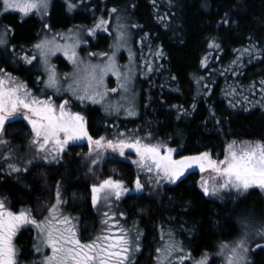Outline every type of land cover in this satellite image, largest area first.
I'll use <instances>...</instances> for the list:
<instances>
[{
    "label": "snow or ice",
    "instance_id": "snow-or-ice-1",
    "mask_svg": "<svg viewBox=\"0 0 264 264\" xmlns=\"http://www.w3.org/2000/svg\"><path fill=\"white\" fill-rule=\"evenodd\" d=\"M168 3L171 7L172 0H168ZM83 4L84 0H66L69 12ZM50 6L51 0H0V8L5 13L18 11L25 16L35 13L41 19L48 15ZM203 6L207 7V4ZM119 12L120 9L113 7L108 10V19L97 17L92 27L74 26L67 33H56L51 38L45 36L32 45V51H26L23 45L17 51V46L11 43V28L0 29V165H3L0 172L7 175L29 172L37 166L34 163L37 160L50 158V162H59L70 146L87 141L89 173H93L95 165L107 151L125 157L126 150H130V154L134 153L136 157L132 163L138 172L146 174V182L152 187L183 182L190 169L198 168L201 173L209 174L208 178L201 176L198 181L200 194L204 198L223 199L225 195L241 198L251 189L264 191V141L232 140L226 143L217 158H214L213 152L206 150L177 159L175 154L178 150L154 137L151 131L143 136L117 132L113 138H93L89 134L86 117L82 114V110L89 105L101 106L107 115H119L121 112L130 117L137 115L131 67L134 54L129 49L130 64L123 66V69L117 63L116 56L121 49L127 48L129 28L142 26L124 23L123 17L116 15L111 53H87L89 58L98 56L101 63L85 60L77 52L82 44L87 43L85 37L93 38L100 31L109 32L110 19ZM158 20L167 22V14L159 16ZM221 23H230L227 13ZM43 27L51 31L49 24L44 23ZM57 37L64 43H60ZM146 39L147 34L141 43ZM249 39L252 40L251 37ZM220 48L216 38H210L206 53L200 58V67L208 70L209 61L213 58L212 51H219ZM235 51L239 55L230 63L239 67L245 56L251 62L264 50L251 42L249 46ZM58 52L73 65V72L57 71L51 57ZM163 56V50L157 48L154 57ZM105 60L107 62H103ZM22 67H36V91L13 74ZM144 67L148 73L156 70L151 62L146 61ZM231 70L233 75H237L236 68ZM109 75L116 77L117 87L107 86L105 81ZM205 79L201 76L197 83ZM259 83V100L251 98L256 95V84L253 82L247 88L251 96L243 95L245 89L232 87L227 93L233 97L229 100V106L235 108L238 104H251L264 107V79ZM202 87L210 95L209 85L202 84ZM113 94H118L119 99L113 101ZM74 106L81 110H74ZM210 115L214 116V113L210 111ZM19 121L26 122L25 126L29 128L24 136L27 141L25 147L30 153L28 156L20 155V146L6 139L8 126ZM132 183L136 192H142L145 188L139 175ZM129 191L123 180L111 176L91 186L92 206L95 208L103 202L109 210L103 212L100 230L87 240L83 239L79 217L66 214L63 210L67 202L62 199L59 182L55 202L42 219H37L30 208L12 210L7 197H0V264H133V256L141 251L142 233L135 223L131 227L121 223L125 219L123 212L117 215L111 211L112 201L121 200ZM238 227L240 231L234 240L221 241L217 246L214 255L222 258V264H253L250 253L256 249L264 251V221L243 216L239 219ZM22 229L29 232L35 230L36 233L28 260L21 259L24 254L14 242ZM161 239L164 237L161 236ZM155 253V264H185L190 258V253H185L182 243L176 241L171 232L168 233V241L156 248ZM212 255L204 252L194 264H210Z\"/></svg>",
    "mask_w": 264,
    "mask_h": 264
},
{
    "label": "trees",
    "instance_id": "trees-1",
    "mask_svg": "<svg viewBox=\"0 0 264 264\" xmlns=\"http://www.w3.org/2000/svg\"><path fill=\"white\" fill-rule=\"evenodd\" d=\"M89 1L84 0L85 9L78 10V7L69 12L65 0H51L45 18L51 31H47L54 36L56 33H66L74 26L92 27V7L97 9L99 5L102 7V16L106 19L109 18L108 10L116 7L128 15L130 25L142 26L132 28L134 44L139 52L136 70L143 74L134 80L133 88L139 87L137 100L145 97V102H139V116L136 120H126L128 127H132L130 124L136 125L133 128L140 136L151 131L154 137L168 142L178 150L176 158L206 150L220 154L226 143L232 140L264 141V107L238 104L233 108L229 106V100L233 97L227 95L232 87H237L245 89L243 95L251 96L247 88L254 82L256 95L251 98L260 99L259 82L264 79V51L251 62L245 56L239 67L230 62L239 55L236 49L247 47L251 42H255L258 49L264 50V0H172L171 7L168 0H155V4L153 0H96L90 6ZM205 3L207 7L203 6ZM225 13L228 14L229 24L221 23ZM165 14L168 16L167 22L159 21L158 17ZM43 24V19L36 14L22 19L17 12L5 13L0 10V29L11 28V43L17 46V51L21 45L26 51H32V45L40 39ZM109 33H112L110 27L109 32H98V41H103L101 44L104 45L112 40L114 34ZM145 34L147 39L141 43ZM213 37L221 48L219 51H212L209 69L205 70L200 67V58L206 53L207 43ZM249 37L252 38L251 41ZM84 47L82 44L78 48L82 58L90 59L92 63H101L98 56L89 58V50L85 53ZM94 47L101 50L95 45ZM157 48L163 50V57H154ZM61 60V57L56 56L53 62L57 64ZM118 60L122 69L129 65L124 53ZM146 61L151 62L156 70L148 73L144 67ZM66 64L65 61L63 70L68 69ZM233 68H236L237 75H233ZM225 69L229 70L224 71ZM36 71V67H22L13 74L35 91ZM135 73L133 70V77ZM201 76L206 79L197 83ZM108 78L117 87L116 77L109 75ZM202 84L209 85L210 95ZM210 111L214 116L210 115ZM82 114L87 118L92 135L99 136L105 131L107 133L111 127L107 125L102 129L97 126L98 118L103 116L98 105L87 106ZM217 120L220 121L219 124ZM23 123L25 122H13L8 126L6 137L11 142L21 143L24 140L28 128H24ZM118 130L125 131L123 126H118ZM114 165L115 163L111 170L124 173L128 181L138 175L127 162L119 160V168ZM102 167L100 165V169H94L93 173L87 170L84 172L79 158L69 151L63 164L46 170L44 175L29 172L18 178L0 177V194L7 196L13 208L28 206L44 198L47 189L60 182L64 193L68 194L71 190L67 200L72 206L71 212L78 211L83 217L84 225L81 228L87 234H93L95 226L99 229L101 222L95 225L87 186L90 187L96 181L98 173L102 175L109 171L106 166ZM84 173L85 177H81ZM196 174H187L183 182L165 186L157 198L141 196L133 201H125L126 211L139 220L137 228L142 233L141 251L134 264H155V249L163 246L169 232L176 241L186 244L192 255H197L203 250L212 249L221 241L234 240L240 231L238 223L241 217L264 221V194L261 191L251 189L241 198H204L200 194L199 176ZM161 236L164 237L163 240ZM19 240L23 256H28L30 238L26 232L21 234ZM254 260L258 264H264V251L259 250L257 259ZM190 261L191 256L185 264H191ZM215 261L217 260H213L211 264Z\"/></svg>",
    "mask_w": 264,
    "mask_h": 264
},
{
    "label": "rangeland",
    "instance_id": "rangeland-1",
    "mask_svg": "<svg viewBox=\"0 0 264 264\" xmlns=\"http://www.w3.org/2000/svg\"><path fill=\"white\" fill-rule=\"evenodd\" d=\"M66 1V0H65ZM85 1H89V0H85ZM96 0H90L89 2H88V5L90 6L91 5V3L92 2H95ZM100 7H98L97 9H95L94 7H92V12H91V19H93L94 21H95V17H100V16H102V7H101V5H99ZM85 4H83V6H80L79 7V9L78 10H81V9H85ZM0 10L3 12V10H2V8H0ZM77 10V11H78ZM95 10V11H94ZM11 12H17L18 14H19V16H20V18H26V17H28V16H30L31 14H29V15H27V16H25L24 14H22V13H20V12H18V11H11ZM32 14H35V13H32ZM37 15V14H36ZM116 15H120L121 17H123V20H122V22H124V23H127V24H129L128 22H129V17H128V15L127 14H125V13H122V12H119V13H117V14H115L114 15V17H113V19L112 20H110V25H109V27H110V30H112V33L114 34V29H115V26H116V19H115V17H116ZM45 18H47V16H45L44 18H43V22L44 23H47L46 22V19ZM44 25V24H43ZM130 25V24H129ZM44 28V27H43ZM129 34H130V37H129V40H128V45H127V48H123V49H121L118 53H117V56H116V60H117V63H118V58L120 59V55L122 54V53H124V57H125V59L127 60V64H130V61H129V49H131V51H132V53L134 54V59H133V61L131 62V67L133 68V70H135L136 71V75L134 76V80H137V77L138 76H141V75H143L142 73H137L138 71L136 70V69H138L137 68V64H136V60H137V58H138V55H139V52H138V49H137V46L134 44V32H133V30H132V28H129ZM45 36H47L48 38H51L52 36H51V34H49V32L47 31V29H43L42 30V33H41V35H40V39H43ZM86 38V37H85ZM39 39V40H40ZM113 41H114V37L113 38H111ZM112 40H110V41H108L107 43H105L104 45L103 44H101V43H103V41H98V37H97V34H96V36L95 37H93V39L92 38H87V43L86 44H84V52L86 53V50L88 51L89 50V52H94V53H97V54H99V53H105V52H107V53H111V45L113 44V41ZM60 43H64V41H61V40H58ZM111 43V44H110ZM94 45L95 46H97V48H99V49H101V50H98V49H96L95 47H94ZM106 45V46H105ZM103 49V50H102ZM28 51V50H27ZM77 52H78V55H79V51H78V49H77ZM81 54V53H80ZM57 56H59V57H61L62 58V60H61V62L60 61H58V63L56 64V69H57V71L59 72V73H71V72H73V65L63 56V54L62 53H57L56 54ZM80 56V55H79ZM81 57V56H80ZM91 58H93V57H91ZM53 59H54V57H51V61H52V63H53ZM66 61L67 62V64H66V66H67V70H66V68H65V70H63V68H64V62ZM105 62H107L106 60H105ZM124 63H125V60H124ZM58 65H61V66H58ZM62 65H64V66H62ZM63 67V68H62ZM109 82V84H107ZM105 83L107 84V86L108 87H114L113 85H112V83L109 81V78L107 77L106 78V81H105ZM36 91V90H35ZM134 91H135V108H137V106H138V104H139V102L140 101H142L143 103L145 102V97L144 98H140V100H137V98H138V95H139V87H137V88H134ZM113 95H115V96H113ZM112 95V97H111V99H113V101H116V100H118L119 99V95H117V94H113ZM97 106V105H96ZM98 107H101V106H99L98 105ZM74 110H78L79 111V109H78V107H75L74 106ZM101 111H102V114H103V116L102 115H100V117L98 118V121L96 122V124H97V126H100L102 129H103V126H107V125H110L111 127H109V129H108V131H107V133H106V131L103 133V134H100L99 136H105V137H108V138H113L115 135H116V133L117 132H124V133H126V134H132V133H136L137 134V132H136V130L133 128V127H136V125H132V124H130L132 127H128V126H126L123 130H125V131H119L118 130V126L120 125H118V120H115V118H121V119H125V117L127 116H125L124 114H122V112H121V114H119V115H116V114H112V115H107L106 113H105V111H104V109L101 107ZM127 117H129V116H127ZM138 118V112H137V115L133 118V119H137ZM26 123V122H25ZM118 125V126H117ZM130 128V129H129ZM27 131H29V128L27 129ZM88 131H89V129H88ZM89 134L90 135H92L91 133H90V131H89ZM99 136H94L93 135V138H98ZM6 139H8L7 137H6ZM8 140H10L11 141V139H8ZM153 142H155V141H153ZM12 144H14V145H19L20 147H19V153H20V155H23V156H28V155H30V153H28L27 152V149H26V144H27V141L24 139L21 143H14V141L12 142ZM72 147V146H71ZM74 147V151H75V153L76 154H78L79 156L81 155V159L82 160H84L87 164H86V166L83 164H81V167L84 169V172H86V170L88 171V168H89V164H90V161L87 159V155L85 154V152L81 149V147L80 146H73ZM73 149V148H72ZM68 150V149H67ZM67 152V151H66ZM83 153V154H82ZM87 153H88V148H87ZM217 155H218V152H215L214 153V158H217ZM82 156L84 157V158H82ZM104 156H106V157H111V158H113V159H116V160H121V161H126V162H129L132 166H133V168L137 171V174L140 176V178H141V182L142 183H145V186H146V188H147V191L148 192H145L144 193V197H147V198H157V196H158V193L161 191V190H163V188L165 187V186H172L173 184H167V183H162L161 184V186H159V187H152V186H149L148 184H147V176H146V174H144V173H140V172H138V170H137V167H136V165L135 164H133L132 163V160H134V159H136V157H135V155H134V153H131L130 154V150H126V153H125V157H120V156H118L117 154H114V153H112L110 150L109 151H107L105 154H104ZM104 156H103V158H104ZM103 158L99 161V163L97 164V165H95V167H94V169H95V171L97 170V168L98 169H100V165H101V162H103ZM175 158H176V155H175ZM178 159V158H177ZM62 160H64V156H63V158H62ZM36 162V164H39V163H45V164H61L60 163V161L59 162H57V161H51L50 162V158H49V160H37V161H35ZM3 165H0V167H2ZM34 171H39L38 169H36V168H34L33 169ZM190 171H191V169H190ZM89 172V171H88ZM195 172H197V176H199V180L201 179V176H204L205 178H208V176H209V174L208 173H200V172H198V171H195ZM4 173L5 172H0V177H3L4 176ZM13 175V177L14 178H16L17 177V175L18 174H12ZM85 173L81 176V177H85ZM98 176H99V173H98ZM112 178H114V179H118L117 178V176H116V174L115 175H110ZM104 178H101L100 176L96 179V181H94V183H92L90 186H92L93 184H98L99 182H101L102 180H103ZM56 186H54L53 188H48L47 189V195L46 196H44V200H42V202H40V203H42V204H40L41 205V207L42 206H44V205H46L47 204V200L49 201V204H50V206H51V204H52V202H50V198L52 197L51 195L52 194H56ZM259 190V189H258ZM259 191H261V190H259ZM263 194H264V191H261ZM61 195H62V199L64 200H67L68 199V194H64L63 192L61 193ZM0 197H3V195L2 194H0ZM89 197H90V200H91V191L89 192ZM225 197H227V195H225L224 196V198ZM210 199H220V198H218V197H209ZM43 199V198H42ZM114 204V200L112 201V209H111V211H113V212H115V213H117V215H119V212L117 211V207L116 206H114L113 205ZM49 206V207H50ZM41 207H39V208H41ZM97 210H98V212H99V217H100V220H102L103 219V212H105V211H108L109 209L107 208V206H105L104 205V203L103 202H101L99 205H97V207H95ZM72 213V212H71ZM67 214V213H66ZM72 214H74V213H72ZM45 215H47V212H46V214ZM45 215H43L40 219H42ZM122 221V220H121ZM123 223H125V224H127V227H131L132 225H133V223L131 222V223H129V222H122V224ZM102 227V225L101 226H99V230H100V228ZM137 227V226H136ZM98 229H97V231H99ZM26 232V235L31 239V244L33 245V238L35 237V235H36V233H35V230H33V231H31V232H29V231H25ZM94 233L96 234L97 232H96V227H95V229H94ZM93 233V235H95ZM92 235V236H93ZM165 235V234H164ZM86 239H88V238H86ZM141 239H142V237L140 238V243H141ZM168 241V239L166 240V242ZM232 241V240H231ZM165 242V243H166ZM227 242V241H226ZM180 243H182V242H180ZM163 245V244H162ZM182 245H183V247H184V250H185V253H190V250L188 249V247H187V245L186 244H184V243H182ZM217 246L218 245H216V246H214L212 249H210V250H203L201 253H199V254H197V255H192L191 253H190V256H191V264H194V262L196 261V260H199L200 258H201V254L202 253H204V252H207V253H210V254H213L212 255V258H211V260H210V264H211V262L213 261V260H217V261H215L214 262V264H222V258H219V257H216L214 254L217 252ZM18 248H19V246H18ZM139 253V252H138ZM138 253H135V255L133 256V260L135 259V257H136V255L138 254ZM259 254V249H256L254 252H252V253H250V259H251V261L253 262V264H258V263H256V261L254 260V259H257V255ZM188 260H190V258L188 259Z\"/></svg>",
    "mask_w": 264,
    "mask_h": 264
},
{
    "label": "flooded vegetation",
    "instance_id": "flooded-vegetation-1",
    "mask_svg": "<svg viewBox=\"0 0 264 264\" xmlns=\"http://www.w3.org/2000/svg\"><path fill=\"white\" fill-rule=\"evenodd\" d=\"M68 31V30H67ZM67 31H66V33H67ZM58 40V39H57ZM60 40V39H59ZM62 41V40H61ZM57 56V55H56ZM56 56H54V58L56 57ZM53 64L56 66V64L53 62ZM79 109V108H78ZM138 110V107L137 108H135V111H136V113L138 112L137 111ZM122 114H124L125 116H126V114L125 113H123L122 112ZM136 116V115H135ZM135 116H129V117H125V119H121V118H115V120H118V125H119V127L120 126H123V129L127 126V124H126V120L128 119V120H136V119H133ZM139 116V115H138ZM86 120H87V118H86ZM88 123V122H87ZM26 125V123H23V126H24V128H28V127H26L25 126ZM117 125V126H118ZM93 136V135H92ZM95 136V135H94ZM73 146H80L81 147V149L85 152V154L87 155V141H81V142H77L76 144H74V145H72V147L70 146L69 148H68V150H67V152H66V154L64 155V160H65V157L67 156V155H69V151L70 152H73L74 154H76L75 153V151H74V147ZM73 148V149H72ZM83 154V153H82ZM176 155V154H175ZM76 157H78L79 158V160H80V165L82 164H84L85 166H86V162L84 161V160H82L81 159V155L79 156L78 154H76ZM82 158H84L83 156H82ZM64 160H60V163L61 164H63V162H64ZM124 162H126V161H124ZM35 164H36V162H34ZM115 163V165H114V167H118V164H119V160H116V159H113V158H111V157H106V156H104V158H103V162H101V167L102 166H106L108 169H109V171H106V172H103V174L102 175H99L101 178H104V179H106V178H108L110 175H115L116 174V176H117V178L118 179H120V180H123L124 182H125V184H126V186L130 189V191L124 196V197H122V199L121 200H119V201H115L114 200V206H116L117 207V211L119 212V213H121V212H123L124 214H125V219H123L122 221H121V223L124 221V222H129V223H135V225L137 226V225H139V220L136 218V217H134V216H132V215H129V213L126 211V207L124 206L125 204V201H133V199H137V198H139V197H141V196H143L144 195V193L145 192H148L147 191V188H146V186H145V188H144V190L142 191V192H136L135 190H134V184L132 183V181H134V179L136 178V176H134L133 177V179H132V181H128V180H126V176L124 175V173L123 174H120V173H118L116 170H111V168H113L112 167V165ZM127 163H129V162H127ZM61 164H45V163H39V164H36L37 166H35V167H32L31 169H30V173H32V174H38V173H40L41 175H44V173L46 172V170H49L50 168H56V167H58L59 165H61ZM130 164V163H129ZM104 167H102V168H104ZM34 168H36V169H38L39 171H34L33 169ZM119 168V167H118ZM29 172H21V173H19L18 175H17V177L16 178H18V177H22V176H24L25 174H27V173H29ZM36 172H38V173H36ZM193 173H195V172H191L190 170H189V172L188 173H186V175L187 174H193ZM3 177H13V175L11 174V175H7L6 173H4V176ZM60 183V182H59ZM100 183V182H99ZM54 186H56L57 187V183L54 185ZM87 192L89 193L90 191H91V186L90 187H88L87 186ZM60 191H61V193L63 192V189H62V186H61V183H60ZM64 193V192H63ZM68 194L69 193H71V190L69 191V192H67ZM2 195H3V197H7V196H4V194L3 193H1ZM64 194H66V192L64 193ZM52 197L50 198V202H52V204L55 202V199H56V194H52L51 195ZM44 199V198H43ZM7 200L9 201V199L7 198ZM64 201H66L67 203H65L64 205H63V210H64V212L65 213H67V214H70L71 216H74V217H79V220H80V229H81V231L83 232V239H85V240H87L86 238H88V239H90L91 237H92V235L93 234H87L86 232H84L83 231V229L81 228L83 225H84V220L82 219L83 217L82 216H80L79 215V213H78V211H75L74 212V214H72L71 213V209H72V206L70 205V201H68V200H65L64 199ZM40 202H42V199L41 200H37V201H35L34 203H32V204H30V205H28V206H17V207H15V208H13L12 207V205H11V203H10V206L12 207V210H14V211H19L21 208H30L31 210H32V212H33V214L36 216V218L37 219H40L43 215H45L46 214V212H47V209L49 208V206H50V204H49V201L47 200V204L46 205H44V206H42L41 207V205H40ZM51 204V205H52ZM90 204H91V200H90ZM38 205V206H37ZM39 207H41V208H39ZM91 207H92V215H93V219H94V222H95V225H98V224H100V222H101V220H100V217H99V212H98V210L96 209V208H94L93 206H92V204H91ZM76 212H77V214H76ZM98 219V220H97ZM94 225V226H95ZM123 225L125 226V227H127V224H125V223H123ZM95 227H98V226H95ZM95 229V228H94ZM96 230H97V228H96ZM99 230V229H98ZM25 231H27V230H24V229H22L21 230V232L20 233H18L17 234V237H16V239H15V244L17 245V247L19 246V249H20V251H21V253L23 254V252H22V250H21V244H20V237H21V234H23ZM96 232H98V231H96ZM95 234V233H94ZM32 248V244H31V239H30V249ZM140 254V252L136 255V257L138 256ZM135 257V258H136ZM31 257L28 255V256H21V259H23V260H28V259H30ZM135 260V259H134ZM134 260H133V264H134Z\"/></svg>",
    "mask_w": 264,
    "mask_h": 264
},
{
    "label": "water",
    "instance_id": "water-1",
    "mask_svg": "<svg viewBox=\"0 0 264 264\" xmlns=\"http://www.w3.org/2000/svg\"><path fill=\"white\" fill-rule=\"evenodd\" d=\"M191 170H192V171H194V172H195V171H198V172H200L198 168L191 169ZM200 173H201V172H200Z\"/></svg>",
    "mask_w": 264,
    "mask_h": 264
}]
</instances>
